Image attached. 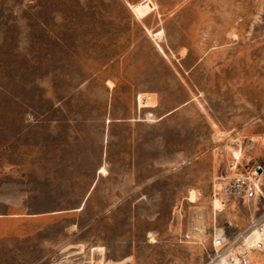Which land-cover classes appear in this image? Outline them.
Segmentation results:
<instances>
[{
	"label": "rangeland",
	"instance_id": "obj_1",
	"mask_svg": "<svg viewBox=\"0 0 264 264\" xmlns=\"http://www.w3.org/2000/svg\"><path fill=\"white\" fill-rule=\"evenodd\" d=\"M254 218L264 0H0V264H214Z\"/></svg>",
	"mask_w": 264,
	"mask_h": 264
},
{
	"label": "built area",
	"instance_id": "obj_2",
	"mask_svg": "<svg viewBox=\"0 0 264 264\" xmlns=\"http://www.w3.org/2000/svg\"><path fill=\"white\" fill-rule=\"evenodd\" d=\"M218 189L222 194L242 201L252 198L259 190L257 171L251 167L234 170L222 179L220 187L215 190ZM247 233L251 234L250 243L245 241ZM263 240L264 222L257 218L250 220L246 233L238 231L230 237L223 231L213 234L211 247L214 252V264H250V250H261L264 245Z\"/></svg>",
	"mask_w": 264,
	"mask_h": 264
},
{
	"label": "bare ground",
	"instance_id": "obj_3",
	"mask_svg": "<svg viewBox=\"0 0 264 264\" xmlns=\"http://www.w3.org/2000/svg\"><path fill=\"white\" fill-rule=\"evenodd\" d=\"M240 154V150H235V156H238ZM100 172H104L103 171V169H100ZM105 173V172H104ZM213 203L216 205V204H218V200L215 198L214 200H213ZM214 205V206H215ZM223 205V204H222ZM219 207V206H218ZM218 232H220V230L219 231H217L216 233H218ZM250 238H251V234L250 233H247L246 235H245V241L247 242V243H250ZM263 242H264V240H263ZM252 260H253V264H264V257L262 256V255H260V254H253V256H252Z\"/></svg>",
	"mask_w": 264,
	"mask_h": 264
}]
</instances>
